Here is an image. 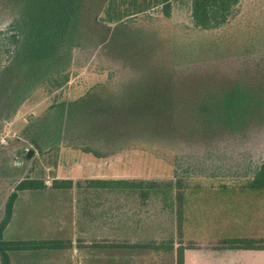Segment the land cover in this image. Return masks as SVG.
<instances>
[{
    "label": "rangeland",
    "instance_id": "1",
    "mask_svg": "<svg viewBox=\"0 0 264 264\" xmlns=\"http://www.w3.org/2000/svg\"><path fill=\"white\" fill-rule=\"evenodd\" d=\"M51 1L70 16L49 21ZM106 1L0 0V219L18 181L47 186L19 193L4 240L66 243L68 212L90 207L117 209L120 219H130V210L146 218L150 209L171 208L181 225L186 192L214 195L204 200L208 209L199 207L231 230L215 232L219 245L245 239L237 237L249 228L264 231V190L248 188L264 161V0H238L226 22L210 29L193 25L191 0H171L168 15L159 0H147L146 12L104 25ZM16 3L37 7L47 29L30 38L21 32L14 47L7 29ZM73 102L76 118L65 130L57 106ZM53 180L72 187L53 189ZM92 180L161 189L143 197L94 188ZM117 226L112 236L103 226L104 252L130 241V222ZM49 253L65 249L41 252Z\"/></svg>",
    "mask_w": 264,
    "mask_h": 264
},
{
    "label": "crops",
    "instance_id": "2",
    "mask_svg": "<svg viewBox=\"0 0 264 264\" xmlns=\"http://www.w3.org/2000/svg\"><path fill=\"white\" fill-rule=\"evenodd\" d=\"M212 196L214 195L197 192H186L183 195L187 202L183 205L180 240L176 237L175 209L170 208V212H165L161 208L150 209L146 218L138 217L139 213L130 210V219L126 217L120 219L117 209L104 211L95 207L81 208L68 212L69 216L63 222L70 232L68 238L63 239L67 240L64 254H41L44 251L22 252L23 254L10 258L9 264H176V252L180 247L183 248V264H264V250L229 249L228 246L217 243L215 239L231 230H227L225 226L215 225L224 221L213 219L203 212V209L200 210V207L208 209L209 204L204 200L212 199ZM238 198L243 197L241 195ZM196 199L203 202H197ZM76 214L81 216L75 217ZM126 222H130V241L125 240L118 246L109 245L108 248L111 249L104 252L98 241L101 239L103 226H108L106 233L112 236V233L118 231V223ZM241 228L237 227L236 230L244 231ZM215 232L219 233L218 238ZM245 232L244 237L237 238L253 240L264 238V231L249 228ZM74 237L83 240L79 248L74 245L76 240Z\"/></svg>",
    "mask_w": 264,
    "mask_h": 264
},
{
    "label": "trees",
    "instance_id": "3",
    "mask_svg": "<svg viewBox=\"0 0 264 264\" xmlns=\"http://www.w3.org/2000/svg\"><path fill=\"white\" fill-rule=\"evenodd\" d=\"M171 0H159L162 5V12L169 14ZM44 7V13L49 17V21H60L70 16V9H66L61 3L51 1ZM238 0H191V17L193 25L200 29L216 28L224 24L231 14ZM18 10H12L13 21L7 29L10 33L9 42L17 46L20 33L23 32L26 38L37 37L36 32H44L45 26L39 25L37 20L40 18L36 14L37 7L30 9L28 4L16 3ZM147 0H107L102 8V17L100 21L104 25H117L124 20L134 17L149 10ZM75 9V8H74ZM73 9V11H74ZM38 23V24H37ZM47 29V28H46ZM61 105V115L66 119L65 130L72 126L76 118L75 102L58 104ZM62 116V117H63ZM83 124L81 123V126ZM85 149V148H84ZM85 151H89L88 148ZM95 154V153H94ZM99 156L98 153L95 154ZM94 188H107L115 190H140L143 197L149 194L158 193L161 189L155 182H129L126 180H92L88 183ZM51 187L53 189L67 190L72 187L71 180H53ZM47 188L45 183L36 178H25L17 182L13 191H11L5 201L3 215L0 219V264H9L12 253L18 252H37V251H57L65 248V243L61 240H25V241H7L4 240V232L11 221L14 204L19 193L25 191H43ZM248 188L252 190H264V161L260 164L256 174L248 182ZM177 232L180 231V211H177ZM229 249L238 250H264V238L260 239H235L228 243ZM176 264H183V248H178L176 252Z\"/></svg>",
    "mask_w": 264,
    "mask_h": 264
},
{
    "label": "water",
    "instance_id": "4",
    "mask_svg": "<svg viewBox=\"0 0 264 264\" xmlns=\"http://www.w3.org/2000/svg\"><path fill=\"white\" fill-rule=\"evenodd\" d=\"M31 154H32V151H28L27 154H26V158H30Z\"/></svg>",
    "mask_w": 264,
    "mask_h": 264
}]
</instances>
